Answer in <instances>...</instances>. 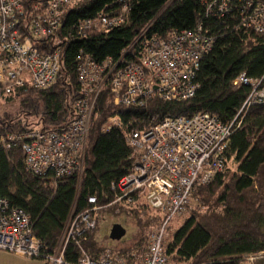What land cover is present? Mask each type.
<instances>
[{
  "label": "trees",
  "instance_id": "1",
  "mask_svg": "<svg viewBox=\"0 0 264 264\" xmlns=\"http://www.w3.org/2000/svg\"><path fill=\"white\" fill-rule=\"evenodd\" d=\"M123 7L126 14L120 26L105 32L93 29L83 37L62 40L60 67L49 88L25 86L7 96L0 94L4 101L17 102L16 112L0 115L1 133L25 132L36 125L45 132L65 130L75 116L73 105L80 96V56L88 55L95 61L121 57L126 63H135L142 40H163L172 30L197 25L209 32L214 43L201 58L195 94L185 101L150 97L141 105L114 106L108 90L101 92L80 179L72 175L54 184L49 176L35 175L25 167L18 147L0 150V197L30 218L32 233L45 254L57 247L72 210L78 213L89 207V196L96 197L98 206L113 200L110 184L131 170L136 157L125 139L128 131L145 130L166 117L189 118L197 112L230 123L250 92L247 86L232 89L231 81L245 73L260 80V89L264 85V35L245 31L234 19L206 17L201 0H83L65 13L63 24L66 28L102 10L116 14ZM113 115L119 117L121 126L101 132L100 127ZM192 199L195 207L188 209L181 225L166 238L168 264H242L246 255L264 253V102L249 103L239 113L227 143L225 170L209 183L196 185ZM115 206L136 217L142 234L139 241L113 252L100 248L93 237L98 227L96 212L95 230L86 240L78 239L79 245L92 258L109 251L129 264H140L152 225L156 227L159 218L142 201ZM141 213L144 217L140 218ZM65 254L75 261L78 245L70 243ZM252 264H264V257Z\"/></svg>",
  "mask_w": 264,
  "mask_h": 264
},
{
  "label": "built area",
  "instance_id": "2",
  "mask_svg": "<svg viewBox=\"0 0 264 264\" xmlns=\"http://www.w3.org/2000/svg\"><path fill=\"white\" fill-rule=\"evenodd\" d=\"M81 1L0 0L2 96L25 86L49 88L60 67L62 40L83 37L93 29L105 32L124 23L125 7L111 15L99 11L95 17L80 19L65 28V13ZM201 4L206 17L234 19L245 31L264 35V0H201ZM213 43L209 32L197 25L172 30L163 40H142L135 63H126L121 57L95 61L88 55L80 56V96L73 105L75 116L67 128L62 132H45L36 125L20 133L0 132V150L7 152L18 147L25 167L35 175L49 176L54 184L72 175L80 179L89 128L101 92L108 90L114 106L141 105L150 97L165 102L185 101L195 94L201 58ZM259 85L260 80L248 78L245 73L231 81L232 89L247 86L250 92L230 123L207 112H197L189 118L166 117L145 130L125 134L136 157L131 170L110 184L113 200L107 206L142 201L159 218L140 264H168L164 234L169 222L174 218L180 220L187 213L196 185L209 183L225 170V152L237 116L249 103L264 102ZM114 126H121L117 115L108 117L100 131L105 133ZM87 203V209L78 213L72 210L57 247L45 254L32 233L30 218L0 197V250L26 259L41 258L45 264H129L109 251L92 258L80 247L79 241L86 240L96 228L95 213L101 208L95 196H89ZM72 242L79 248L73 262L65 254ZM260 257L264 253L246 255L242 264H252Z\"/></svg>",
  "mask_w": 264,
  "mask_h": 264
},
{
  "label": "rangeland",
  "instance_id": "3",
  "mask_svg": "<svg viewBox=\"0 0 264 264\" xmlns=\"http://www.w3.org/2000/svg\"><path fill=\"white\" fill-rule=\"evenodd\" d=\"M258 90L261 94L264 95V85L261 89L258 88ZM16 109H17V102L15 100L12 99L7 102V101H4L3 98L0 99V115L4 111H10L12 113L16 112ZM234 167L235 166L233 165L232 169H234ZM100 207L101 208L96 211L97 212L96 215L98 218V227L96 230L94 229L95 231L93 230L94 231L93 237L98 242L97 244H99L100 248L110 249L113 252L116 250H120L122 248H127L128 246H131L137 243V241H139L142 234H141V229L139 228L137 224V219L134 215L133 216L128 215L125 212L117 209L115 204L110 205V206L103 205ZM194 207H195V201L194 199H191L190 206H189L190 209L189 208L188 209L191 210V208H194ZM187 214L188 212L185 213V215L180 220L176 218L172 219L168 224V227L165 231L164 236L170 237L173 234V232L181 225L183 220L187 217ZM139 217L140 218L144 217V215L141 213L139 214ZM150 218L152 219V217ZM115 223L120 224L126 231L125 235L119 241H114V240L109 239L110 229L112 225ZM153 226L154 224L152 225V228H151L152 231L155 228ZM0 252L9 254L8 251H4V250H0ZM29 260H32L30 262L34 264H45L43 259L33 258V259H28V261ZM0 261H3L2 263L5 264L4 260H2L1 258H0Z\"/></svg>",
  "mask_w": 264,
  "mask_h": 264
},
{
  "label": "crops",
  "instance_id": "4",
  "mask_svg": "<svg viewBox=\"0 0 264 264\" xmlns=\"http://www.w3.org/2000/svg\"><path fill=\"white\" fill-rule=\"evenodd\" d=\"M0 258L2 260H4L5 264H34L30 261L32 260H29L26 259V258H22V257H17L15 254H12L9 252L8 253H4V252H0ZM8 261V262H7ZM3 261H0V264H4L2 263Z\"/></svg>",
  "mask_w": 264,
  "mask_h": 264
},
{
  "label": "water",
  "instance_id": "5",
  "mask_svg": "<svg viewBox=\"0 0 264 264\" xmlns=\"http://www.w3.org/2000/svg\"><path fill=\"white\" fill-rule=\"evenodd\" d=\"M125 229L118 223L112 225L109 233V239L114 241H119L124 235Z\"/></svg>",
  "mask_w": 264,
  "mask_h": 264
}]
</instances>
